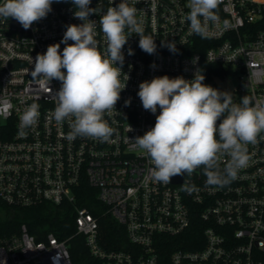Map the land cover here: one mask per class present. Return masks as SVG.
<instances>
[{"label":"built area","instance_id":"1","mask_svg":"<svg viewBox=\"0 0 264 264\" xmlns=\"http://www.w3.org/2000/svg\"><path fill=\"white\" fill-rule=\"evenodd\" d=\"M120 2H91L98 14L89 19L97 21L101 52L106 45L100 15ZM128 3L143 20L145 35L155 39L156 51L141 50L134 33L125 44L120 78L126 88L115 109L105 113L113 129L106 142L68 139L71 121L58 124L53 118L52 94L61 83L52 80L50 93L31 76L35 57L60 43L68 25L82 23L74 18L71 0L54 2L47 17L28 30L15 19L0 18V202L10 210L69 205L75 228L64 239L40 230L37 240L25 223L14 231L0 226V264H72L67 243L75 235L98 264H264V133L248 145V166L224 187L207 185L202 167L179 183L157 182L150 175V158L134 146L160 112L143 108L137 95L143 81L164 75L192 80L200 72L204 84L231 93L234 103L243 96L264 101V0H222L218 21L209 22L203 36L186 19L188 0ZM64 47L61 43V52ZM33 102L40 106L38 121L21 129L20 116ZM227 159L222 158L221 168ZM83 184L103 206L99 216L76 205ZM185 184L196 190H183ZM99 217L122 227L119 248L110 247Z\"/></svg>","mask_w":264,"mask_h":264},{"label":"clouds","instance_id":"2","mask_svg":"<svg viewBox=\"0 0 264 264\" xmlns=\"http://www.w3.org/2000/svg\"><path fill=\"white\" fill-rule=\"evenodd\" d=\"M60 0H0V18L15 19L25 30L52 11ZM92 0H71L74 18L80 24H70L60 43L47 47L33 63L31 76L44 83L52 80L61 86L53 95V118L58 124L71 121L68 139L89 137L106 142L113 129L104 119L115 109L126 82L121 81L124 63L123 48L132 34L139 36V47L148 54L156 51L155 39L145 35L143 20L128 0L107 8L99 18V27L106 45L101 52L97 40V7ZM222 0H188L186 17L192 31L204 35L209 22H217V10ZM227 25V21H225ZM72 41V43H69ZM64 44L62 52L60 44ZM175 52L174 43L167 44ZM129 55L133 52L129 49ZM120 65L118 67L117 65ZM197 72L192 80L167 75L143 81L137 93L145 110L156 114L154 127L137 136L134 146L142 150L153 167L150 175L169 184L177 175H191L203 168L209 186L224 187L237 178L239 170L248 166V145L256 144L264 133V101L243 96L234 103L231 93L204 84L203 74ZM128 80V76H127ZM4 111L7 110L4 102ZM126 105L130 104L125 101ZM39 104L28 105L20 116V127L26 129L39 118ZM228 157L221 168L222 158ZM191 193L194 185H183Z\"/></svg>","mask_w":264,"mask_h":264},{"label":"trees","instance_id":"3","mask_svg":"<svg viewBox=\"0 0 264 264\" xmlns=\"http://www.w3.org/2000/svg\"><path fill=\"white\" fill-rule=\"evenodd\" d=\"M76 205L86 207L96 215L104 210L103 206L96 200L94 190L86 185H81L76 194ZM25 223L30 234L41 239L40 230L51 231L60 239L71 236L74 231V209L69 205L54 208L47 204L25 209L10 210L0 202V226L14 231L19 224ZM99 226L103 236H108L110 247L119 248L124 244V233L122 227L115 224L109 217H99ZM68 252L72 264H98L94 259L81 236L75 235L68 240ZM103 246L105 244L102 240Z\"/></svg>","mask_w":264,"mask_h":264},{"label":"water","instance_id":"4","mask_svg":"<svg viewBox=\"0 0 264 264\" xmlns=\"http://www.w3.org/2000/svg\"><path fill=\"white\" fill-rule=\"evenodd\" d=\"M181 178H182L181 175H177V176H175V177H173L171 179V182H173V183H179L181 181Z\"/></svg>","mask_w":264,"mask_h":264}]
</instances>
